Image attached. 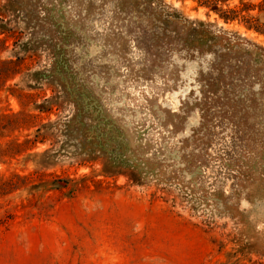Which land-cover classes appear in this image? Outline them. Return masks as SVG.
<instances>
[{"label":"rangeland","instance_id":"obj_1","mask_svg":"<svg viewBox=\"0 0 264 264\" xmlns=\"http://www.w3.org/2000/svg\"><path fill=\"white\" fill-rule=\"evenodd\" d=\"M163 1L140 22L119 12L130 0H25L43 23L73 31L78 79L156 170L138 183L99 161H0V178L71 180L44 194L0 192V264H264V34L195 0ZM2 108L22 105L3 90Z\"/></svg>","mask_w":264,"mask_h":264},{"label":"trees","instance_id":"obj_2","mask_svg":"<svg viewBox=\"0 0 264 264\" xmlns=\"http://www.w3.org/2000/svg\"><path fill=\"white\" fill-rule=\"evenodd\" d=\"M195 1L207 10L208 16L214 12L227 23L238 21L264 34V20L260 18L264 0ZM30 5L27 7L25 0H5V3L2 0L0 5V91H6L7 96L16 95L22 105L19 111L0 109V140L11 137L0 143V161H32L42 168L56 165L64 158L83 163L99 161L106 175L123 174L142 183L156 170L151 167L155 158L143 156V147L133 144L140 138H131L126 127L113 119L94 93L81 83L82 79H78L79 70L72 66L66 52L67 45L75 41L73 31L64 34L60 25L43 23L40 19L45 12L38 9L36 16V7ZM164 8L165 3L157 0H130V6L122 5L119 12L131 13L141 22L142 17L148 19L158 11L162 13ZM175 13H168L167 18L174 20ZM166 22L158 40L170 38L166 30L169 21ZM236 36L241 34L236 31ZM9 39L13 40L12 46ZM213 39L214 35L210 40ZM260 48L264 50L263 46ZM28 58L30 63H26ZM17 78L13 86L8 84ZM37 88L51 90V94H44L39 102L32 101L33 96L27 90ZM40 113L48 116L42 119ZM52 114L56 117L52 118ZM39 143H48L49 147L36 150ZM44 172L37 170L34 175L14 170L9 178H0V192L20 189L29 194H44L65 188L71 181L62 176L49 178Z\"/></svg>","mask_w":264,"mask_h":264},{"label":"water","instance_id":"obj_3","mask_svg":"<svg viewBox=\"0 0 264 264\" xmlns=\"http://www.w3.org/2000/svg\"><path fill=\"white\" fill-rule=\"evenodd\" d=\"M260 18L264 20V12L260 14Z\"/></svg>","mask_w":264,"mask_h":264}]
</instances>
